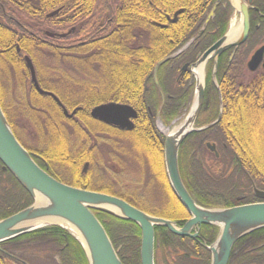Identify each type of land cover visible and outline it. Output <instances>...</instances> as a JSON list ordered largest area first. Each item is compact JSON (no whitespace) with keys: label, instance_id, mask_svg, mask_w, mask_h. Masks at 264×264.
<instances>
[{"label":"flooded vegetation","instance_id":"af4514ba","mask_svg":"<svg viewBox=\"0 0 264 264\" xmlns=\"http://www.w3.org/2000/svg\"><path fill=\"white\" fill-rule=\"evenodd\" d=\"M20 1L14 0L15 6L12 12L14 16L12 20L18 26L21 25V21L19 22L17 19L22 17L23 12V6ZM78 1H75L72 9V0H27L28 10L26 11V17L30 19L42 17L43 21L29 22L28 28L30 29L23 28L24 34L27 33L29 35V37H25V41L36 40L39 43H44L47 47L58 50H71L74 48L77 53L84 39L80 33L82 23L80 22V5ZM243 1L248 5L247 37L240 46L228 48L216 60H208L206 62L203 68V98L193 123V127L199 129V131L191 132L186 136L180 144L177 154L180 180L193 201L194 199L190 195L188 188H186L183 179L220 178L219 181L211 184L214 188H207L205 196L201 195L202 198H205V207L194 201L196 205L206 209H226L264 203V156L256 159L251 157H233L230 154H224L227 148L225 133L234 127L231 121L233 113L252 116L250 117L251 120L256 122L262 134L260 143L264 147V50L259 52L258 57L250 62L252 56L264 46V0ZM3 2L4 0H0V10ZM113 2L116 1L114 0ZM213 8V16L208 19ZM214 17L216 18L213 20ZM72 19L76 20L72 21L73 24L66 28V20L70 21ZM167 19L169 18L167 17ZM211 21H214L213 25L216 27V33H221L223 30L220 35L222 37L233 27L236 21L239 24V15L235 13L225 0H214L210 11L204 16L196 35L185 44L187 48H190L195 41L197 42V38L205 32ZM100 25L101 22H99ZM235 26L237 27V25ZM13 32L17 36L22 35L18 29H13ZM60 35L65 36L62 39L58 37ZM71 36H74V39L63 41ZM204 44L205 42H203ZM207 49L197 53L194 61L174 62L177 57L175 54L173 58L161 63L155 70H152V74L148 77V79L151 77L150 80L147 82L148 79H145L143 82L142 93L143 95L148 94V97L156 96L159 104H157L155 112L151 108L146 107V104L139 98L135 100V105L126 104L136 115L134 118L129 119L132 123V129L130 130L124 129L120 131L96 121L98 134H95V128L93 127L94 134L87 141L81 140V125L70 123L72 125L70 127L73 130L70 129L67 133L68 139L52 141L46 139L44 135L42 140L43 134L38 133L36 129L34 130L33 123H30L29 119L22 116L15 119L13 133L37 166L57 182L77 189L114 196L132 207L136 204L140 209L134 208L143 213L148 210L149 212L154 211L159 215L175 216L179 201L170 188L164 169V141L166 134L177 126L189 112L195 86L192 66ZM240 49V55L245 57V54H247V56L245 59L234 61L233 58ZM15 51L20 53V47L17 44L15 45ZM245 51L246 53L243 54ZM25 56L31 59L26 53L21 55L24 66ZM168 61L169 64L171 63L170 66L166 67L168 64L164 66ZM132 63L140 65L143 62L132 61ZM162 65L164 68H161ZM159 71H162L161 74ZM135 72V75H140L142 71L135 70ZM167 74L169 75L167 76ZM129 79L128 75L126 78L127 83H129ZM17 82L19 81L13 77L8 80H0V97L4 100L12 97L16 99L28 97L27 94L19 90L20 87H17ZM28 84L32 87L29 74ZM125 92L127 98L137 96L131 93L129 86H126ZM176 92H179L178 96L187 99V106L185 105L183 106L184 108L179 109L178 116L174 117L169 124H165L162 122L161 117L166 100H173L176 95L172 94ZM239 104L246 107H236ZM248 105H251V107H247ZM144 110L147 111L149 118L155 115L153 128L162 138L161 151L149 142L135 140L143 136L142 130H138V122L140 121L139 116L144 113ZM71 112L69 111V113ZM176 114V107H170L166 110V117L169 116L168 118ZM223 115L228 117L224 121L222 120ZM76 116L74 115L70 119L74 118V122ZM63 118L65 119L64 116ZM156 120L161 123L163 133L155 125ZM164 131L166 134H164ZM29 143H36L38 147L32 146L33 148L30 149ZM102 145H106V149ZM61 153L63 155L66 154L70 158L69 165H65L66 161L59 157ZM96 154L102 155V157L99 156L101 159L97 160ZM248 158L250 159L249 164H247ZM106 163L107 170L105 168ZM183 166H188L184 168V172ZM95 167L97 171L98 169L104 171L106 177L98 175ZM246 168L250 169V174L246 171ZM0 171L3 173L2 175L0 172V220H3L20 211L18 210L19 207L24 205L27 199L18 191L12 175L8 171H2L1 163ZM234 174H243L246 182L224 180V178H229ZM133 175L140 179L136 182L140 189L139 192L120 193L119 189L116 188L117 185H121L120 177L125 176L128 179ZM138 178L132 177V180ZM130 182L124 179L123 186H129ZM206 186H209L208 181ZM229 186H232V191L227 189ZM242 186H244V191ZM157 189L161 191V197H158ZM148 196L152 197L151 201ZM154 197L157 198L159 203L155 202L156 199L154 200ZM145 204H150L149 208H145L147 210L143 209ZM146 214L171 221L177 227H182L189 219L188 214V218L184 222L181 219H179L180 221H174L169 219L168 216L158 217ZM202 227L198 231L196 229L191 231L190 235L193 236L197 232V237L180 238H188L193 241L192 243L195 246L204 247L206 240L201 234ZM51 228L56 227L43 228L37 230L40 232L35 231L36 234L21 236L1 244L0 259L4 258L7 264H65L66 259L74 263L77 254L75 248L70 246L67 237L69 236L74 243L76 241L64 231L63 234L57 230H48ZM44 229L46 230L44 231ZM234 246L231 249L230 256L232 252L236 256L242 251L252 252L257 256H264V232H257L245 238L235 246L233 251Z\"/></svg>","mask_w":264,"mask_h":264},{"label":"trees","instance_id":"16d2710c","mask_svg":"<svg viewBox=\"0 0 264 264\" xmlns=\"http://www.w3.org/2000/svg\"><path fill=\"white\" fill-rule=\"evenodd\" d=\"M26 1H20L23 6L22 17L17 19V21H21L20 27L12 20L14 18L12 13L15 6L14 0H4L1 6L0 80H8L10 77L17 79L19 81L16 83L17 87L19 86V90L27 94L28 97L10 100L8 109L5 106L4 99L0 97V107L12 130L14 129L15 119L23 116L29 119L30 123H33L34 130L36 129L38 133L43 134L42 140L45 135L46 139L52 141L68 139L67 133L70 129L73 130L70 123L81 125V140H90L94 133L88 126L93 123L89 117V111L92 107L102 103L114 102L135 105V100L139 98L146 104V107L155 112L159 103H157L156 96L143 95L144 80L148 79L157 64L173 55L190 38L196 35L204 16L210 11L214 2V0H115L116 2H113L114 0H79L80 22L82 23L80 33L84 39L80 50L76 53L74 48L71 50H58L47 47L44 43H39L36 40L25 41V37H29V35L24 34L23 28L30 29L28 28L29 22L43 21L42 17L38 19L36 17L32 19L26 17V11L28 10ZM75 1L72 0V9ZM179 10H182L181 14L177 17V21L172 23L170 19ZM74 20L76 19L66 20V28L73 24L72 21ZM99 22H101L100 26ZM213 23L214 21H211L207 26L198 40L199 43L198 41L195 42L194 46L176 57L174 62L194 61L197 53L212 45L223 33V30L221 33H216V27ZM13 29L20 30L22 35L17 36ZM69 39H74V36L63 41ZM203 42H205L204 45ZM16 44L20 47V53L15 51ZM24 53L31 57L37 81L43 90L55 94L68 111L81 108L80 112L76 113V118L80 117V122H73V119L71 121L64 119L60 109L49 97H40L35 93L34 89L28 84V73L21 58ZM240 53L241 49L233 58L234 61L246 58L247 54L242 57ZM38 61L40 62L38 63ZM44 61H52L56 66L52 68L42 67L41 64ZM132 61H142L143 63L138 65L133 64ZM170 64L168 61L163 65L169 67ZM163 65L161 68H164ZM67 66L71 67L74 75H78L81 71L82 75L90 76L95 81L83 82L82 79L76 80V78L65 75V71L69 70ZM135 70H141L142 72L140 75H135ZM42 73L47 78L46 80ZM128 75L130 78L129 83L126 82ZM79 86L82 88L79 89ZM126 86H129L131 93L137 96L127 98ZM172 95H176V97L173 100H166L162 112L161 120L165 124H169L174 117H177L179 109L184 108L185 105L187 106L188 102L186 98L178 96L179 92ZM170 107H176L177 114L168 118L169 116L166 117V110ZM236 107L245 108L246 106L239 104ZM247 107H251V105ZM15 109L20 110L18 115L14 113ZM154 118L155 115L149 118L147 111L144 110V113L139 116L140 121L138 122V130H142L143 136L135 140L149 142L161 151L162 138L153 128ZM227 118L226 115H223L222 120L224 121ZM231 121H233V126L237 125L238 130L236 131L235 127H232V129L226 131L225 144L227 148L224 154L256 159L264 156V147L258 141V137L261 139L262 134L256 122L246 117V115L235 113L232 114ZM249 163L250 159L248 158L247 164ZM188 166H183V172L184 168ZM246 171L250 174L249 168H246ZM1 174L3 175L2 172ZM13 180L18 191L27 199L26 203L19 207L18 210L21 211L30 206L32 200L14 178ZM219 180L220 178L215 177L213 179H206L205 177L201 179H183L194 201L200 203L203 207H205V198H202L201 195L205 196L207 188H214L211 184ZM224 180L243 182L245 177L243 174H234L229 178H224ZM207 181L209 186H206ZM77 187L82 188L81 186ZM242 188L244 191V186ZM227 189L232 191V186ZM177 206V213L172 217L149 211H145V213L158 217L168 216L169 219L174 221H180L179 219H181L184 222L188 215L179 203H177ZM134 207L139 208L136 204ZM93 213L103 226L121 264H140L139 228L130 221L119 220L100 212ZM48 230H57L64 234L60 228ZM261 231L264 232V229ZM36 232L24 236H30L36 234ZM257 232L251 233L239 242ZM201 234L206 240L205 248L199 245L195 246L192 243L193 241L188 238L172 235L165 228L156 227L154 264H210V253L206 247L212 244L217 235V229L212 226H203ZM67 239L70 246L75 248L77 256L74 263L66 259L65 264H87L78 243H74L69 236ZM228 264H264V256H257L252 252L245 251L234 256L232 252Z\"/></svg>","mask_w":264,"mask_h":264},{"label":"water","instance_id":"95a60500","mask_svg":"<svg viewBox=\"0 0 264 264\" xmlns=\"http://www.w3.org/2000/svg\"><path fill=\"white\" fill-rule=\"evenodd\" d=\"M225 1L239 15L238 35L231 39L230 28L192 66L195 86L189 112L182 122L166 134L164 141L163 156L167 180L179 203L189 215L188 221L182 227H177L175 223L147 215L119 198L73 188L57 182L39 168L28 152L19 144L0 107V163L2 171H8L33 201L26 209L0 220V245L45 227H59L80 245L87 264H121L105 230L92 213L96 211L137 225L140 230V264H153L154 228H165L172 235L179 237L195 238L197 232L192 236L190 235L191 231L194 229L198 231L203 225L217 229L215 241L207 247V251L210 253V264H228L231 249L236 242L253 232L264 229V203L228 209L201 208L186 192L178 172L177 154L180 144L188 134L199 131L193 127V123L201 107L204 75L202 70L200 82L195 74L196 70L198 67L204 68L208 60H216L224 50L240 46L248 34V5L243 0ZM213 11L214 8L208 19L213 16ZM180 12L181 10L174 14L171 22L176 20ZM63 37L64 35L59 36V38ZM263 50L264 46L252 56L250 62L255 60L258 53ZM170 58L172 57H168L162 62ZM24 61L31 85L36 93L51 98L60 107L66 118H72L76 110L68 114L54 94L42 90L37 82L31 60L25 56ZM135 116V112L130 107L117 103L102 104L90 111L92 119L120 130L132 129L129 119ZM175 129L176 131L172 133Z\"/></svg>","mask_w":264,"mask_h":264},{"label":"rangeland","instance_id":"374dc122","mask_svg":"<svg viewBox=\"0 0 264 264\" xmlns=\"http://www.w3.org/2000/svg\"><path fill=\"white\" fill-rule=\"evenodd\" d=\"M180 11V10H179ZM181 12H182V10H181ZM181 12L179 13V14H181ZM175 14V13H174ZM179 14L177 15V17L179 16ZM173 17H174V15H173ZM177 17H176V20H175V22L177 21ZM171 20H173V18L172 19H170V21ZM174 23V22H173ZM236 23V24H235ZM234 23V25L233 26H235V25H237V26H239L237 23V21ZM231 25V24H230ZM229 27H231V26H229ZM202 36V35H201ZM201 36H199L198 38H197V41H198V39H200V37ZM221 38V37H220ZM219 38V39H220ZM219 39H217V40H219ZM216 40V41H217ZM215 41V42H216ZM196 42V41H195ZM214 42V43H215ZM213 43V44H214ZM212 44V45H213ZM212 45H210V47L212 46ZM192 46H194V43L190 46V47H192ZM189 48H187L186 47V45L184 44V46L182 47V48H180L179 50H177L174 54H176L177 55V57L179 56V54L180 55H182L183 53H185V51H187ZM173 54V55H174ZM46 56V55H45ZM44 58V57H43ZM42 61H43V59H42ZM40 61H38V63H39ZM41 64V63H40ZM41 66L42 67H48V68H52L53 66H56L54 63H52V61H44V62H42V64H41ZM58 66H61V65H58ZM67 68L69 69V70H66L65 71V75H68L69 77H72V78H76V80H79V79H82L83 80V82H90V81H95V80H93L90 76H85V75H82L83 73L81 72V71H79V73H78V75H74V73H73V71L71 70V67L70 66H67ZM64 72V71H63ZM42 76L44 77V79L46 80L47 78L44 76V74L42 73ZM95 78V77H94ZM96 79V78H95ZM13 88H15V87H13ZM57 88H60L61 89V87H59V86H57ZM82 87L81 86H79V89H81ZM14 90V89H13ZM15 90H16V88H15ZM63 93V95H65V93L64 92H62ZM14 96V95H13ZM16 98H14V97H12V98H5V100H4V103H5V106H7V109H8V104H10V102L12 101V100H15ZM11 100V101H10ZM19 112H20V110H18V109H15V111H14V113L16 114V115H18L19 114ZM10 116H11V118H12V115L10 114ZM246 117H249V119H250V115H246ZM10 119V118H9ZM10 120H12V119H10ZM79 120H80V117L79 118H76V120L75 121H78L79 122ZM183 120H181L180 122H182ZM32 122H33V120H32ZM179 122V123H180ZM233 122V121H232ZM95 124V125H94ZM23 125V124H22ZM155 125L157 126V128L159 129V131L161 132V133H163V129H162V127H161V123L158 121V120H156V123H155ZM91 129H92V131H93V127L95 128V130H94V132H95V134H98V124H96L95 122H93L91 125L89 124L88 125ZM235 127V129H236V131L238 130L237 128V125L236 126H234ZM165 132V131H164ZM164 134H166V132L164 133ZM95 136V135H94ZM96 137V139L97 140H99V138H97V136H95ZM30 140V139H29ZM258 141H261V139L258 137ZM24 144V143H23ZM104 144V143H103ZM260 144H262V143H260ZM25 145V144H24ZM29 145H30V149L31 148H33L32 146H34V147H38V145H36V143H29ZM36 145V146H35ZM40 147V146H39ZM102 147L103 148H105L106 149V145H102ZM99 156H101L102 157V155H98V154H96V158H97V160H99V159H101V157H99ZM135 157H136V155H135ZM104 161H105V159H104ZM105 168H106V170H107V163L105 164ZM95 170L97 171V169H96V167H95ZM97 174L98 175H101V176H105L106 177V173L104 172V171H102V170H100V169H98V171H97ZM132 177H135V178H138L136 175H133ZM132 177L131 178H125V176H121L120 178H121V185H117L116 186V188L117 189H119V191H120V193H123V192H127V193H137V192H139V187L137 186V184H136V182H138L140 179L138 178V179H134V180H132ZM124 179H126V181H131L130 182V184H129V186L127 185L126 187H124L123 186V181H124ZM142 180H145V179H142ZM156 193L158 194V197H161L160 196V194H161V191L159 190V189H157L156 190ZM149 197V199H150V201L152 200V197H150V196H148ZM156 199V201L155 202H158L157 201V198L156 197H154V200ZM159 203V202H158ZM150 207V204H145V206H144V210H147V209H145V208H149ZM148 211V210H147ZM151 212H153V213H156V212H154V211H151Z\"/></svg>","mask_w":264,"mask_h":264},{"label":"bare ground","instance_id":"6f19581e","mask_svg":"<svg viewBox=\"0 0 264 264\" xmlns=\"http://www.w3.org/2000/svg\"><path fill=\"white\" fill-rule=\"evenodd\" d=\"M230 34L232 35V37H231V39H234L237 35H238V29H237V27L236 26H233V27H231V29H230ZM202 70H203V68L202 67H198V69L196 70V75H197V78L199 79V81L201 82V80H202ZM188 122H189V119L187 120ZM176 131V129L175 130H173L172 131V133H174ZM59 157H61L62 159H64L65 161H66V164L65 165H69L70 164V158L65 154V155H63L62 153L60 154V156ZM52 222H54V221H52ZM261 230H263V229H261ZM261 230H258V231H261ZM257 232V231H256ZM213 241H215V238L213 239ZM82 242V241H81ZM111 243V242H110ZM213 243V242H212ZM3 244V243H2ZM84 245V244H83ZM112 245V244H111ZM113 247V246H112ZM140 248V247H139ZM204 248H205V245H204ZM120 261V260H119ZM140 261V260H139ZM121 263V262H120ZM0 264H7V262H6V260L4 259V258H2V259H0Z\"/></svg>","mask_w":264,"mask_h":264}]
</instances>
